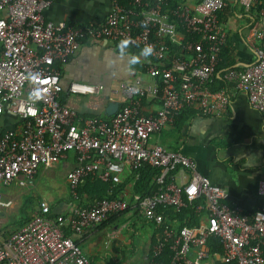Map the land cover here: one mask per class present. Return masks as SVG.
<instances>
[{"label": "built area", "instance_id": "2783aa9c", "mask_svg": "<svg viewBox=\"0 0 264 264\" xmlns=\"http://www.w3.org/2000/svg\"><path fill=\"white\" fill-rule=\"evenodd\" d=\"M53 0H0V117L16 116L15 127H0V213L11 205L4 190L26 187L40 170L74 159L66 175L69 195L77 199L85 181L122 183L125 168L159 172L152 195L122 192L90 206L72 205L65 214L42 201L30 220L7 234L0 232V264H93L67 234L81 235L135 213L161 229L152 262L162 264H264V205L252 212L227 203L226 190L202 177L196 165L158 141L185 112L221 118L230 105V87L242 93L250 108L264 115V27L252 23L246 33L254 60L223 74L225 87L211 89L227 35L220 26L225 0L196 5L169 0H112L103 23L69 25L45 18ZM245 12L264 16V0H239ZM108 41L125 51L152 46L146 70L149 83L123 82L106 90L102 84L62 83L61 69L89 42ZM172 47L176 50L172 54ZM120 50V49H119ZM121 98L109 120L81 116L61 102V95ZM38 93V94H37ZM148 102L160 104L147 116ZM183 174L178 183L176 174ZM187 175L186 177H184ZM128 193V194H127ZM264 196V180L258 184ZM192 210L197 224L170 220ZM220 246L216 252L213 247Z\"/></svg>", "mask_w": 264, "mask_h": 264}, {"label": "crops", "instance_id": "0c3cea01", "mask_svg": "<svg viewBox=\"0 0 264 264\" xmlns=\"http://www.w3.org/2000/svg\"><path fill=\"white\" fill-rule=\"evenodd\" d=\"M169 1L192 6L202 0ZM225 2L227 8L220 14L219 24L226 32L227 41L214 74L213 91L225 87L223 74L227 69L244 68L253 62V49L246 39L247 29L252 23H260L264 27V16L257 13L259 8L245 12L239 0ZM111 8L112 0H53L45 18L69 25L103 23ZM126 52L128 54L122 56L120 50L108 41L87 43L61 69L63 85L67 87L71 82L102 84L109 90L135 80L148 84V58L139 56L137 50ZM134 56H139V59L133 60ZM230 90V105L221 118H206L196 109L189 110L177 119L173 127L164 130L158 141L169 152L191 160L202 177L226 190L227 203L231 207L252 212L264 205V196L258 193V184L264 180V115L252 110L242 93L231 87ZM106 96L105 92L101 96L78 97L65 91L61 102L77 110L81 116L103 119L109 103L120 107L122 101L115 97L108 101ZM159 108L157 102H148L144 113L155 115ZM18 122L16 116L8 113L0 117V127H15ZM58 166L66 167L68 173L74 166L73 157ZM50 170H40L33 180ZM132 177L133 172L125 168L121 178L129 181L128 193H133L138 181V177ZM182 178L183 174H176L178 183ZM70 207L64 204L52 209L65 214ZM158 233L154 225L131 212L81 235L67 234L81 246L93 264H152V249L159 240ZM125 254H128L126 260Z\"/></svg>", "mask_w": 264, "mask_h": 264}, {"label": "rangeland", "instance_id": "374dc122", "mask_svg": "<svg viewBox=\"0 0 264 264\" xmlns=\"http://www.w3.org/2000/svg\"><path fill=\"white\" fill-rule=\"evenodd\" d=\"M66 167L58 166L39 176L26 187L14 185L4 191L2 195L5 201L11 200V205L2 208L0 214V232L5 238L7 234L16 229L15 223L37 209L40 202H46L51 208L67 204L74 205L69 198V192L65 180ZM138 241V238H135ZM130 252V251H128ZM125 260L128 254H125Z\"/></svg>", "mask_w": 264, "mask_h": 264}, {"label": "trees", "instance_id": "16d2710c", "mask_svg": "<svg viewBox=\"0 0 264 264\" xmlns=\"http://www.w3.org/2000/svg\"><path fill=\"white\" fill-rule=\"evenodd\" d=\"M175 51L176 50L172 47V54H175ZM109 119L110 118L106 117L103 118V120L105 121ZM158 174V171L153 170L149 167H145L144 169L138 172H133V177H138V181L135 187L133 188V192L137 194H142L144 196L152 195L156 190V187L155 185H152V182ZM128 185L129 181L127 179L125 181H122L121 184L113 186L111 184H103L94 178H90L86 180L84 185L78 190L77 199L72 198L70 195L69 198L72 204H76L78 206H90L105 198L123 197L122 192L127 189ZM166 215L169 217L170 220L174 221L175 219H177L180 222H184V224L187 226H194L197 224V216H195L193 214V211L190 209L185 210L177 215H174L171 212L166 213ZM30 218L26 216L23 220L16 222V228L26 224L30 220ZM156 229L159 232V240H161V229ZM214 245L215 246L213 247V250L216 252H220V246H217L216 244ZM166 259L167 257L163 256L160 260L153 261L152 264H162V261L167 262Z\"/></svg>", "mask_w": 264, "mask_h": 264}, {"label": "clouds", "instance_id": "9594fccd", "mask_svg": "<svg viewBox=\"0 0 264 264\" xmlns=\"http://www.w3.org/2000/svg\"><path fill=\"white\" fill-rule=\"evenodd\" d=\"M127 41H121L120 44L118 45L119 49H120V54L123 55H127L128 53L125 51L126 46H127ZM153 54V48L152 46H147L146 48H144L141 53L139 54V56H143L145 58H147L148 56ZM139 56H134L133 60H138ZM38 94V93H37Z\"/></svg>", "mask_w": 264, "mask_h": 264}, {"label": "water", "instance_id": "95a60500", "mask_svg": "<svg viewBox=\"0 0 264 264\" xmlns=\"http://www.w3.org/2000/svg\"><path fill=\"white\" fill-rule=\"evenodd\" d=\"M118 109H119V107L117 106V104L109 103V105L106 108L104 116L106 118H111L117 113Z\"/></svg>", "mask_w": 264, "mask_h": 264}]
</instances>
